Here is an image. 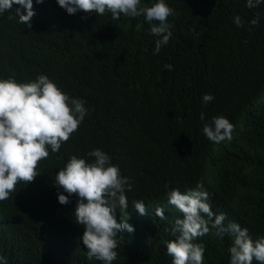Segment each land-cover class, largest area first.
Here are the masks:
<instances>
[{
	"label": "trees",
	"instance_id": "trees-1",
	"mask_svg": "<svg viewBox=\"0 0 264 264\" xmlns=\"http://www.w3.org/2000/svg\"><path fill=\"white\" fill-rule=\"evenodd\" d=\"M155 2L141 0V6ZM165 2L174 10L166 21L172 36L158 54L159 37L150 28L159 22L143 15L121 14L114 22L107 12L70 18L57 0L37 7L31 27L15 17L18 5L0 14V50L16 51L8 78L33 81L38 70L87 109L70 139L39 162L35 181L17 184L0 201V256L7 264H104L88 258L80 239L78 197L62 205L63 190L55 186L70 156L92 162L88 153L97 148L134 178L135 193L164 195L169 187L155 175L183 176L189 184L205 180L227 212L226 225L247 228L253 241L264 237V2L254 8L247 0ZM257 15L259 23L252 25ZM236 16L242 27L234 24ZM203 94L214 99L204 104ZM213 116L235 126L231 140L207 139L203 125ZM123 217L134 232L117 234L112 264H171L165 242L178 238L174 223L151 225L133 205ZM194 242L205 247L204 264H230L231 235L220 238L210 228Z\"/></svg>",
	"mask_w": 264,
	"mask_h": 264
},
{
	"label": "clouds",
	"instance_id": "clouds-1",
	"mask_svg": "<svg viewBox=\"0 0 264 264\" xmlns=\"http://www.w3.org/2000/svg\"><path fill=\"white\" fill-rule=\"evenodd\" d=\"M51 2L0 0V14L11 12L13 6L18 5L14 9L15 17L19 23L31 27L37 7ZM262 2L264 0H247L246 6L254 8ZM57 3L61 7L59 11L70 18L107 12L106 18L110 22L118 21L121 14L133 18L143 15L149 23L158 21L150 28L151 34L159 37L153 54H158L172 36L166 21L174 10L165 0H157L151 6H141V0H57ZM233 22L237 27L243 26L239 16L234 17ZM258 23L259 15L251 20L252 25ZM15 56V50H0V201L9 199L17 184L34 182L40 175L37 172L39 162L48 158L49 149L58 152L87 115L84 100L70 98L38 70H34L33 81L17 82L13 77L8 78ZM165 68L171 70L172 66L166 64ZM213 99L211 94L202 95L204 104ZM200 119H205L203 112ZM234 130L235 126L224 116H213L202 129L207 139L214 143L231 140ZM88 156L94 158L92 162L77 155L70 156L56 174L55 186L63 190L58 193L62 205L70 202V196L78 197L75 222L84 228L80 239L89 259L95 257L104 264L116 260L117 234L134 232V227L123 217L133 205L151 225L163 220L174 223L172 231L179 234L178 238L165 242L171 264H204L205 247L194 241L207 235L210 228L215 230L217 237L223 238L226 234L233 237L228 249L230 264H253L254 259L264 264V237L253 241L247 228L235 222L226 225L227 212L218 207L216 190L205 180L198 179L189 184L183 176L162 180L155 175V180L169 187L164 195L135 193L134 178L112 164L107 153L97 148ZM200 159L203 163L208 161L205 154H201ZM117 213L121 214L120 218ZM2 225L0 219V230ZM0 261L7 264L3 256Z\"/></svg>",
	"mask_w": 264,
	"mask_h": 264
}]
</instances>
